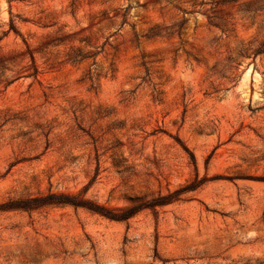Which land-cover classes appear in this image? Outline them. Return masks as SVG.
Listing matches in <instances>:
<instances>
[{
	"label": "rangeland",
	"instance_id": "rangeland-1",
	"mask_svg": "<svg viewBox=\"0 0 264 264\" xmlns=\"http://www.w3.org/2000/svg\"><path fill=\"white\" fill-rule=\"evenodd\" d=\"M256 48L264 0H0V264H264Z\"/></svg>",
	"mask_w": 264,
	"mask_h": 264
},
{
	"label": "trees",
	"instance_id": "trees-1",
	"mask_svg": "<svg viewBox=\"0 0 264 264\" xmlns=\"http://www.w3.org/2000/svg\"><path fill=\"white\" fill-rule=\"evenodd\" d=\"M264 53L263 48H256L253 52V56H256L257 54ZM188 188H179L176 190H173L172 192L168 193L165 197H167L168 200H152L150 202H139L138 204H133L129 207H125L123 209L118 208H108L102 205L95 204L88 200H73L72 195H66L62 193H48L44 196H36V197H30L24 201L23 204H19L18 207L20 208H33L39 205L44 204H72V205H80L82 207H85L86 209L98 213L106 218L112 219V220H124L130 217L132 214H134L136 211H138L141 208L149 207L151 205H160L165 202L172 201V197L177 195L180 192L187 191Z\"/></svg>",
	"mask_w": 264,
	"mask_h": 264
}]
</instances>
